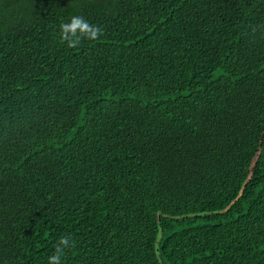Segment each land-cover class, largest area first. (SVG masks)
<instances>
[{
  "label": "trees",
  "instance_id": "obj_1",
  "mask_svg": "<svg viewBox=\"0 0 264 264\" xmlns=\"http://www.w3.org/2000/svg\"><path fill=\"white\" fill-rule=\"evenodd\" d=\"M103 30L76 48L59 25ZM264 264V0H0V264Z\"/></svg>",
  "mask_w": 264,
  "mask_h": 264
},
{
  "label": "clouds",
  "instance_id": "obj_2",
  "mask_svg": "<svg viewBox=\"0 0 264 264\" xmlns=\"http://www.w3.org/2000/svg\"><path fill=\"white\" fill-rule=\"evenodd\" d=\"M61 42L66 43L69 48H76L83 39L89 41L97 40L103 35L100 26L90 24L82 16H73L70 22L59 25ZM75 246L71 236H62L54 246V253L48 258V264H62V258L66 251Z\"/></svg>",
  "mask_w": 264,
  "mask_h": 264
}]
</instances>
